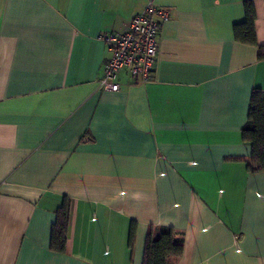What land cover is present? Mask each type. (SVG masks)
Listing matches in <instances>:
<instances>
[{
  "label": "crops",
  "instance_id": "0c3cea01",
  "mask_svg": "<svg viewBox=\"0 0 264 264\" xmlns=\"http://www.w3.org/2000/svg\"><path fill=\"white\" fill-rule=\"evenodd\" d=\"M148 1L168 13L151 80L122 68L101 89L100 34ZM245 1L0 0V264H142L150 227L182 234L173 264H264V169L241 133L264 95V0L256 44L233 33Z\"/></svg>",
  "mask_w": 264,
  "mask_h": 264
},
{
  "label": "trees",
  "instance_id": "16d2710c",
  "mask_svg": "<svg viewBox=\"0 0 264 264\" xmlns=\"http://www.w3.org/2000/svg\"><path fill=\"white\" fill-rule=\"evenodd\" d=\"M245 18L233 26L237 40L256 44L255 7L253 2L244 3ZM258 58H264V45L258 46ZM242 137L251 145V156L246 162L247 169H264V95L261 90L252 91L247 120L241 128ZM70 200L65 198L57 211L51 230V248L63 251L70 223ZM134 225L131 227V237ZM183 236L172 227H150L146 234L142 264H173L182 251Z\"/></svg>",
  "mask_w": 264,
  "mask_h": 264
},
{
  "label": "built area",
  "instance_id": "2783aa9c",
  "mask_svg": "<svg viewBox=\"0 0 264 264\" xmlns=\"http://www.w3.org/2000/svg\"><path fill=\"white\" fill-rule=\"evenodd\" d=\"M168 18L163 8L148 1L144 8L134 15L122 32H103L100 38L110 51L104 62L103 76L99 87L103 90H117L114 81L117 72L125 68L135 83L151 80L153 60L157 51L156 36L162 23Z\"/></svg>",
  "mask_w": 264,
  "mask_h": 264
}]
</instances>
